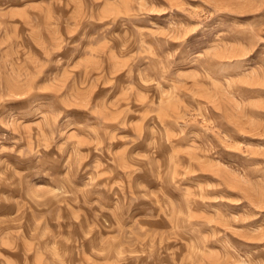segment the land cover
Returning a JSON list of instances; mask_svg holds the SVG:
<instances>
[{
  "label": "rangeland",
  "instance_id": "374dc122",
  "mask_svg": "<svg viewBox=\"0 0 264 264\" xmlns=\"http://www.w3.org/2000/svg\"><path fill=\"white\" fill-rule=\"evenodd\" d=\"M0 264H264V0H0Z\"/></svg>",
  "mask_w": 264,
  "mask_h": 264
}]
</instances>
